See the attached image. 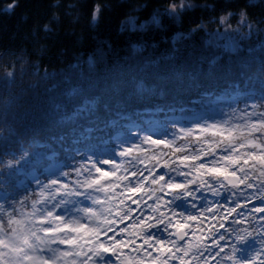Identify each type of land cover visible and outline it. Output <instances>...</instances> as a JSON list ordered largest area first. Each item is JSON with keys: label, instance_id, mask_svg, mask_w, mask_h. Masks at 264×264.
I'll use <instances>...</instances> for the list:
<instances>
[{"label": "snow or ice", "instance_id": "snow-or-ice-1", "mask_svg": "<svg viewBox=\"0 0 264 264\" xmlns=\"http://www.w3.org/2000/svg\"><path fill=\"white\" fill-rule=\"evenodd\" d=\"M14 7L4 10L10 14ZM106 7L93 5L91 24L100 21ZM194 7L190 0H167L147 20L129 14L122 28H160L165 17L179 20ZM233 15L218 21L226 31L244 39L264 33L244 11L233 28ZM186 39L184 33L174 36L177 43ZM224 52L239 60L223 69L239 82L231 85L235 99L228 110L220 109L219 118L163 133L133 121L128 127L133 138L116 140L110 130L131 117L117 111L114 119L107 102L84 98L73 88L69 101L54 104L43 118L50 139L69 152L62 167L32 174L30 187L11 193L3 177L18 173L34 153L22 146L0 152V264H264V86L255 84L264 80V40L248 47L243 58L238 44ZM204 63L207 68L202 64L198 72L176 69L174 81L194 91L205 88L223 57L215 53ZM8 67L5 91L16 83L13 66ZM251 67L257 69L253 74ZM140 91L147 90L141 86ZM167 94L166 87L151 91L152 96ZM14 102L5 101L0 112L5 124L18 116ZM110 141L115 147H97ZM145 145L152 146L151 155Z\"/></svg>", "mask_w": 264, "mask_h": 264}, {"label": "trees", "instance_id": "trees-1", "mask_svg": "<svg viewBox=\"0 0 264 264\" xmlns=\"http://www.w3.org/2000/svg\"><path fill=\"white\" fill-rule=\"evenodd\" d=\"M190 1L196 6L179 20L165 17L160 28L126 31L122 22L129 14L147 20L167 0H0V112L5 101L14 99L12 110L18 113L15 121L9 119L5 124L0 120V152H15L21 146L30 147V151L58 147L50 139L52 133L43 118L54 104L67 103V93L73 88L84 98L107 102L114 119H118L117 111L131 117L110 130L109 135L118 132L121 139L132 135L127 125L133 121L144 123L149 118L167 125L170 122L160 118L179 115L183 106L206 111L208 107L202 109L205 99L235 94L231 85L239 82L238 78L223 69L239 60L207 48L206 33L229 12L235 14L230 17L232 22L244 11L258 28L264 26V0ZM13 3L12 12L6 13L4 9ZM96 3L107 7L93 25L91 14ZM70 4L75 8L70 9ZM54 16L59 19L54 20ZM45 25L50 32L43 30ZM197 25L203 27L193 32ZM178 33L186 34L187 39L177 43L174 36ZM215 53L223 57V66L205 81V88L194 91L186 88V82L174 81L176 69L198 72L202 64L207 68L204 62ZM246 55L247 49L242 47L240 57ZM9 65L16 73V83L5 91L2 78ZM256 70L251 67L249 72ZM255 84L264 86V80ZM141 86L147 91L141 92ZM165 87L167 95H151V91ZM206 91L212 94L205 96ZM142 125L148 128L150 124ZM114 145L111 141L107 144Z\"/></svg>", "mask_w": 264, "mask_h": 264}, {"label": "rangeland", "instance_id": "rangeland-1", "mask_svg": "<svg viewBox=\"0 0 264 264\" xmlns=\"http://www.w3.org/2000/svg\"><path fill=\"white\" fill-rule=\"evenodd\" d=\"M191 3L194 6H196L193 2H191ZM160 10H162V9H160ZM224 16H227V14L224 15ZM219 19H218V21H219ZM238 21H239V14L236 15V20L234 22H232L231 19H230L231 26L233 28H235L237 23H238ZM260 29H264V26H261ZM261 40H264V33H262L260 35L259 39L257 37H251V38H248V39H244L240 35H237L234 32L226 31V27H222L218 23V26L214 30L206 33V39H205V44L204 45L207 48L211 49L212 52L213 51H215V52L218 51L219 53L223 54V53H225L224 49L227 46L238 44L240 49L242 47L248 49V47H250V46L258 47V45H259ZM256 81H258V80H256ZM223 99L227 100L229 98H227V99L223 98ZM229 100L232 101L233 99H229ZM229 105L230 104H228V105H215L214 107H210L206 111H200V112L196 113L195 116L190 117V121L187 122V123H183L184 120L182 119V117H177L174 120L176 125L174 127H172V128H168L166 125H153V126H149L148 128H151L154 131V133H163L166 129L169 132H171L173 129H178L181 126L195 127L196 125L193 123L194 121H198V120H201V119L207 118V117H217V118H219L220 109L228 110ZM209 122H211V120H209ZM132 138H133V136L129 135L127 137H124L123 139L131 140ZM153 138H157L156 135H153ZM166 138L167 139H171V135H169ZM180 143L183 144L185 142L184 141H180ZM145 147L150 149L149 152L147 153V155H151L152 154V152H151V147L152 146L145 145ZM165 151H168V150H165ZM55 155L56 154H52L51 156H46L49 159L48 161L53 159V162L45 164V166H44V172L46 174L49 171V169H55V168L61 167V165H62V161L54 158ZM177 155H181V154H177ZM43 157H45V155L41 154L40 152H34V155H33L32 159H31V162L28 165H26L24 168H22L18 173H20V174L22 173V175H23V173H24L23 170H25L26 168L33 167V166H36V165H40L41 162L44 161ZM119 159L120 158L117 156V160H119ZM161 171H163V170H161ZM15 175H17V173H14L11 176H6V178L3 177V181H4V184L7 187V190H8L9 186H8V184L6 182H8L9 177H14ZM178 179H183V178H178ZM30 185H31V181H26V183L24 184L25 189L30 187ZM22 192H23L22 190L19 191V193H21V194H22ZM208 199L215 200V198H213V197H208ZM200 202H202V201H200ZM187 211L190 212V213H193V214H198V210L197 209H192L190 207L187 209ZM193 227H195V224H193ZM193 239H195V237ZM249 243H252V242L249 241ZM240 247H242V248L243 247H247V245H241Z\"/></svg>", "mask_w": 264, "mask_h": 264}, {"label": "bare ground", "instance_id": "bare-ground-1", "mask_svg": "<svg viewBox=\"0 0 264 264\" xmlns=\"http://www.w3.org/2000/svg\"><path fill=\"white\" fill-rule=\"evenodd\" d=\"M224 99H222L221 97H218L217 99H214L213 97L212 98H207V99H205V101H204V103L202 104L204 107L202 108V109H205V108H207L208 107V109L210 108V107H213L214 105H228V101H226V100H224ZM214 104V105H213ZM207 110V109H206ZM202 111V110H201ZM205 111V110H204ZM198 112H200V111H193L192 109H190V108H188V107H185V106H183V108H182V114H181V116H182V119L184 120V121H186V122H189L190 121V117H193V116H195V114L196 113H198ZM136 123H138V124H144L145 123V125H149V126H153V125H159V124H156V123H153V122H151V119H149V118H147L146 120H145V122L144 123H140L139 121H135ZM176 124H175V121H171L169 124H167L166 126L168 127V128H172V127H174Z\"/></svg>", "mask_w": 264, "mask_h": 264}]
</instances>
